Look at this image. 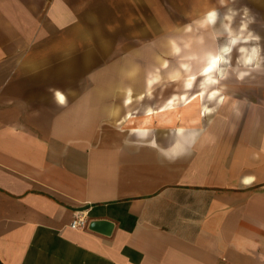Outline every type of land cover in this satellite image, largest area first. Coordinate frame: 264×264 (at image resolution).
Masks as SVG:
<instances>
[{
	"label": "crops",
	"instance_id": "1",
	"mask_svg": "<svg viewBox=\"0 0 264 264\" xmlns=\"http://www.w3.org/2000/svg\"><path fill=\"white\" fill-rule=\"evenodd\" d=\"M70 4L0 0V264H264V111L239 141L226 105L213 139L167 162L109 101L79 100ZM199 103L157 118L162 146ZM80 214L110 234L72 229Z\"/></svg>",
	"mask_w": 264,
	"mask_h": 264
},
{
	"label": "rangeland",
	"instance_id": "2",
	"mask_svg": "<svg viewBox=\"0 0 264 264\" xmlns=\"http://www.w3.org/2000/svg\"><path fill=\"white\" fill-rule=\"evenodd\" d=\"M69 1L79 17V100L85 104L89 103L90 107L96 105L103 108L107 107L106 103L109 101L110 118L113 121L122 119L128 111L137 112L132 123L125 125L127 129L139 127L145 120V108L162 106L177 87L172 85L164 88V85H159L153 91L151 100L147 95L143 101L137 100L140 94L145 95L146 73L156 65V58L168 50V37L175 34L174 29L178 25L188 22V15L196 18L216 2V0ZM242 2L259 14L258 19L264 20V0ZM263 26L264 23L254 26L262 36ZM176 66V61L172 60V67ZM130 72H135V75L129 77ZM128 87L133 91L134 101L131 106L126 107L123 102ZM228 87L232 89L235 98L248 101L241 107L245 113L240 118L233 116L230 108L227 110L226 122L236 125L241 136L239 141L244 140L251 134L252 118L258 111L259 113L264 111V75L244 83L232 80L228 82ZM236 87L240 88L236 90ZM114 109L120 110L118 117L111 113ZM196 111L198 112L199 108ZM101 112L105 110L101 109ZM157 118L154 116L149 121L152 123L149 124V128L157 129ZM218 121L219 118L214 124H218Z\"/></svg>",
	"mask_w": 264,
	"mask_h": 264
},
{
	"label": "clouds",
	"instance_id": "3",
	"mask_svg": "<svg viewBox=\"0 0 264 264\" xmlns=\"http://www.w3.org/2000/svg\"><path fill=\"white\" fill-rule=\"evenodd\" d=\"M258 16L242 0H216L198 17L188 15V22L178 25L174 29L175 34L168 37V50L156 58V65L146 73L149 100L153 98L156 86L177 87L162 106L147 107L144 123L148 124L149 117L187 109L196 101L200 102V119L191 121L192 126L178 123L164 129V139L168 141L166 147L161 145L158 134L147 127L132 128L129 135L149 139V144L143 146L151 147L167 162L175 163L190 156L191 150L198 144L202 145L204 140L213 139L208 128L215 123L214 118L221 108L227 105L233 116H242L240 106L248 101L230 94L228 82L244 83L264 75V36L254 27L264 20ZM172 60L176 61L175 68ZM128 75L132 77L135 72ZM55 95L59 103L66 102L65 95L59 90ZM132 95V89H127L126 106L133 102ZM137 99L143 101L145 95ZM249 183L246 178L244 184L247 186Z\"/></svg>",
	"mask_w": 264,
	"mask_h": 264
},
{
	"label": "bare ground",
	"instance_id": "4",
	"mask_svg": "<svg viewBox=\"0 0 264 264\" xmlns=\"http://www.w3.org/2000/svg\"><path fill=\"white\" fill-rule=\"evenodd\" d=\"M137 79H138V77H137ZM130 87H128L127 89H129ZM127 89H126V96H125V98H124V106H126L125 105V99L127 98ZM147 89H146V92H145V96H146V93H147ZM133 92V91H132ZM141 95H144L143 93L142 94H140L139 96H141ZM138 96V97H139ZM138 100V99H137ZM132 101H134V97L132 96ZM138 101H140V100H138ZM197 102V101H196ZM196 102H194L195 104H196ZM194 103L192 104V105H190L189 106V108L190 107H192L193 105H194ZM133 104V102L131 103V104H128L126 107H129V106H131ZM146 109H147V107L145 108V110L144 111H146ZM119 109H115V111H114V115L116 116V117H118L119 116ZM170 113V112H169ZM169 113H164V114H161V115H165V114H169ZM129 114H131V119H129ZM135 114H137V112H132V111H128L126 114H125V116L122 118V119H120L118 122H117V124L121 127L122 125H124V124H127V123H132V119L135 117ZM199 114V113H198ZM160 116V115H159ZM159 116H157V117H159ZM146 119V118H145ZM148 119V122L151 120V119H153V117H149V118H147ZM198 118H196V120H197ZM145 121V120H144ZM144 121L139 125V127H147V128H149V126H146L145 125V123H144ZM151 129V128H150ZM249 180H251L250 178H248Z\"/></svg>",
	"mask_w": 264,
	"mask_h": 264
},
{
	"label": "water",
	"instance_id": "5",
	"mask_svg": "<svg viewBox=\"0 0 264 264\" xmlns=\"http://www.w3.org/2000/svg\"><path fill=\"white\" fill-rule=\"evenodd\" d=\"M112 228H113V224L109 221H92L89 224V229L107 235L110 234Z\"/></svg>",
	"mask_w": 264,
	"mask_h": 264
},
{
	"label": "built area",
	"instance_id": "6",
	"mask_svg": "<svg viewBox=\"0 0 264 264\" xmlns=\"http://www.w3.org/2000/svg\"><path fill=\"white\" fill-rule=\"evenodd\" d=\"M88 226L89 221L87 217L82 214L76 215L70 224L72 229H87Z\"/></svg>",
	"mask_w": 264,
	"mask_h": 264
}]
</instances>
